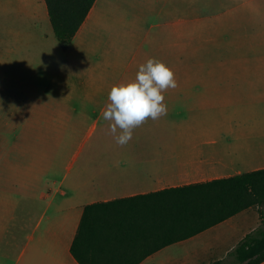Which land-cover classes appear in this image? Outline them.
<instances>
[{
	"label": "crops",
	"instance_id": "0c3cea01",
	"mask_svg": "<svg viewBox=\"0 0 264 264\" xmlns=\"http://www.w3.org/2000/svg\"><path fill=\"white\" fill-rule=\"evenodd\" d=\"M37 2L39 7L35 5L31 15L50 20L45 0ZM102 14L101 0H97L66 50L53 27L51 32L24 33L23 45L9 47L6 66L12 67L15 54L20 55V68L35 63L47 66L57 60L84 64L90 58V43L97 44L93 29ZM4 72L8 75L5 79L11 82L14 76ZM176 80L184 82L181 78ZM184 83L188 86L180 85L177 91L169 89L163 93L168 113L153 121L148 140H132L125 146L114 142L108 152L109 160L106 141L102 140L104 159L98 174H82L68 182L66 189L46 191L42 165L52 167V160H27L16 166L0 156V264L8 255L1 243L15 223L26 227L33 217L36 222L20 260L29 250V264H80L71 247L87 205L264 169V74H252L250 65L245 76H196ZM94 86L86 98L96 103L106 89ZM59 91L56 96L65 106H48L39 111L57 116L56 120L79 112L65 100L73 97L72 90ZM105 107L106 104L102 110ZM95 127L96 124L91 133ZM40 204H45L41 213L31 215ZM258 211V206L245 209L197 235L159 249L139 264H234V248L247 234L264 226ZM201 238L206 239L200 251L182 257L168 251Z\"/></svg>",
	"mask_w": 264,
	"mask_h": 264
},
{
	"label": "rangeland",
	"instance_id": "374dc122",
	"mask_svg": "<svg viewBox=\"0 0 264 264\" xmlns=\"http://www.w3.org/2000/svg\"><path fill=\"white\" fill-rule=\"evenodd\" d=\"M35 5L39 7L37 0H0V156L16 166L27 160H52V167L42 165L46 191L66 189L82 174H98L104 159L102 140L110 159L115 139L102 117V106L109 103L111 88L133 81L139 65L149 58L165 63L175 79L184 82L196 76H245L250 65L252 74H264V0H101L102 18L93 29L97 44L90 43V58L84 64L57 60L20 68V55L15 54L9 68L8 49L23 45L24 33L52 30L48 18L31 15ZM4 70L14 76L11 82ZM184 82L178 86H188ZM94 85L106 89L96 103L86 98ZM60 89L72 90L73 97L65 100L79 112L56 120L57 116L39 111L65 106L56 96ZM153 121L136 128L131 141L148 140ZM44 206L31 215H39ZM35 223L33 217L26 227L12 225L1 243L8 252L4 264H29V250L21 260L19 255ZM204 239L168 251L187 256L200 251Z\"/></svg>",
	"mask_w": 264,
	"mask_h": 264
},
{
	"label": "trees",
	"instance_id": "16d2710c",
	"mask_svg": "<svg viewBox=\"0 0 264 264\" xmlns=\"http://www.w3.org/2000/svg\"><path fill=\"white\" fill-rule=\"evenodd\" d=\"M96 1L45 0L62 49ZM256 206L264 224V169L97 202L86 206L71 252L80 264H139L167 245ZM231 254L234 264H264V226L247 234Z\"/></svg>",
	"mask_w": 264,
	"mask_h": 264
},
{
	"label": "clouds",
	"instance_id": "9594fccd",
	"mask_svg": "<svg viewBox=\"0 0 264 264\" xmlns=\"http://www.w3.org/2000/svg\"><path fill=\"white\" fill-rule=\"evenodd\" d=\"M174 72L162 61L149 58L139 65L133 81L114 85L109 94L102 117L109 122V132L119 146L127 145L133 131L148 119L158 120L168 113L163 95L176 89ZM119 130V134H118Z\"/></svg>",
	"mask_w": 264,
	"mask_h": 264
}]
</instances>
